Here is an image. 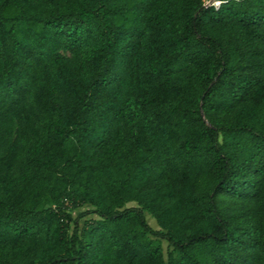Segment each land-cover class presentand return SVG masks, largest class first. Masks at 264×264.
Instances as JSON below:
<instances>
[{
	"label": "trees",
	"instance_id": "trees-1",
	"mask_svg": "<svg viewBox=\"0 0 264 264\" xmlns=\"http://www.w3.org/2000/svg\"><path fill=\"white\" fill-rule=\"evenodd\" d=\"M205 1L0 0V264H264V0Z\"/></svg>",
	"mask_w": 264,
	"mask_h": 264
},
{
	"label": "rangeland",
	"instance_id": "rangeland-1",
	"mask_svg": "<svg viewBox=\"0 0 264 264\" xmlns=\"http://www.w3.org/2000/svg\"><path fill=\"white\" fill-rule=\"evenodd\" d=\"M129 205H133V204H132V203H129ZM86 209H87V208H85V207H82V208H79V209H75V210L73 211V215H74V216H77L79 213L85 211ZM91 217H95V215H94V214H89V215H87L86 217H83L80 221L84 220L85 218H91ZM147 219H148L150 225H151L153 228H155V227H156L155 221H154L149 215H147ZM163 246H165V245H163Z\"/></svg>",
	"mask_w": 264,
	"mask_h": 264
},
{
	"label": "water",
	"instance_id": "water-1",
	"mask_svg": "<svg viewBox=\"0 0 264 264\" xmlns=\"http://www.w3.org/2000/svg\"><path fill=\"white\" fill-rule=\"evenodd\" d=\"M220 1V0H206V2L203 4V6L207 7L211 5L213 2Z\"/></svg>",
	"mask_w": 264,
	"mask_h": 264
},
{
	"label": "built area",
	"instance_id": "built-area-1",
	"mask_svg": "<svg viewBox=\"0 0 264 264\" xmlns=\"http://www.w3.org/2000/svg\"><path fill=\"white\" fill-rule=\"evenodd\" d=\"M223 0H220V1H216V2H213L211 5H209V6H214L215 8H218V6H219V4L222 2ZM206 2V1H205ZM204 2V3H205ZM203 3V4H204Z\"/></svg>",
	"mask_w": 264,
	"mask_h": 264
}]
</instances>
